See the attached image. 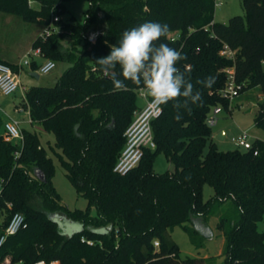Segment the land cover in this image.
<instances>
[{
  "label": "trees",
  "instance_id": "obj_1",
  "mask_svg": "<svg viewBox=\"0 0 264 264\" xmlns=\"http://www.w3.org/2000/svg\"><path fill=\"white\" fill-rule=\"evenodd\" d=\"M32 1L37 8L29 0H0V13L51 25L50 35L37 37L31 48L41 50L42 60L68 67L52 86L30 87L21 102L39 133L22 129V141L9 143L0 120V236L15 213L28 224L6 239L0 264H216L214 257L181 259L169 236L179 227L199 249L203 236L189 224L207 225L214 216L224 238L221 264H264V232L257 229L264 221V141L254 140L250 151L222 152L207 124L214 108L229 112L230 103L218 95L227 67L234 65L236 82L243 85L240 95L259 89L264 97V0H241L244 15L226 23L214 20V0H84L88 8L82 24L62 18L65 3L74 0ZM148 21L169 25L165 42L186 56L177 67L201 92L202 102L190 104V111L181 108L179 121L172 104L163 105L152 122L155 149H144L139 165L119 176L113 167L143 88L125 81V89L114 90L95 61L119 44L124 31ZM224 43L237 50L234 61L220 56ZM38 65L31 63V71ZM209 76L212 87L197 83ZM254 127L264 132V100ZM41 132L53 136L47 149ZM50 154L86 200L85 210L62 204ZM157 155L174 171L155 173ZM205 185L214 193L207 201ZM56 216L79 229L65 235Z\"/></svg>",
  "mask_w": 264,
  "mask_h": 264
},
{
  "label": "rangeland",
  "instance_id": "obj_2",
  "mask_svg": "<svg viewBox=\"0 0 264 264\" xmlns=\"http://www.w3.org/2000/svg\"><path fill=\"white\" fill-rule=\"evenodd\" d=\"M37 8L36 3L32 4ZM66 12L62 15L64 20L74 18L80 24L84 22L85 12L88 8V3L84 0H74L65 3ZM244 11L241 5V0H222L221 6L215 9L214 20L218 23H226L234 16H243ZM46 27L36 24H29L22 21L19 17L9 14L0 13V56L10 60L15 65L24 60V56L31 49L32 42L42 34ZM36 62V59H29V66H23L21 73V86L28 90L32 86H52L58 80L62 72L68 67L67 64H56V67L46 75H39V79L30 76L31 63ZM38 62V61H37ZM43 62V60H41ZM38 64H41L38 62ZM142 89L139 90L137 96L138 108L145 105L144 99L139 95ZM264 100L259 89H252L242 93L236 100L229 104V112L222 110L215 116L216 124L211 127L213 135L223 132L225 134L224 141H218L215 138L214 143L217 149L222 152L233 151L236 149L232 139L236 138L240 132L248 131L251 135L252 142L261 138L264 140V132L254 127V116L258 111V106ZM21 93L17 91L10 96H4L0 93V120L5 121L8 118L18 121L21 124V129L35 130L28 123V113L19 111L21 107ZM17 107V108H16ZM42 145L47 149V143L53 144V136L41 132L40 135ZM58 152V151H57ZM55 167V174L52 179L53 185L59 193L62 204L70 210H85L87 202L82 197L78 196L72 185L65 177V172L60 166L57 157L50 154ZM153 170L157 174L165 172H173L174 167L168 163L163 155H157L153 164ZM213 190L210 186L203 187V201L209 200L213 196ZM55 219L59 223L61 230L65 235H70L79 229V226L70 223L59 216ZM217 217H211L208 224L205 225L200 221H195L189 224L195 228L200 236H203V246L197 249L190 241L189 236L179 227L169 233L171 240L178 246L180 258H207L214 257L216 264H221L224 260L222 256L224 238L220 231L216 229ZM257 229L264 232V221L257 223ZM201 230V232L199 231Z\"/></svg>",
  "mask_w": 264,
  "mask_h": 264
},
{
  "label": "built area",
  "instance_id": "obj_3",
  "mask_svg": "<svg viewBox=\"0 0 264 264\" xmlns=\"http://www.w3.org/2000/svg\"><path fill=\"white\" fill-rule=\"evenodd\" d=\"M222 0H214V8H219L221 6ZM34 2L29 0V4L32 5ZM59 17H54V21H58ZM52 27L47 26L45 30L40 35L45 38L52 32ZM174 40V38H173ZM237 50L232 49L229 45L223 44L220 50V56L234 61L236 57ZM42 58L41 50L39 48L30 49L27 55L24 56V60L15 65V68L0 62V93L4 96H10L15 94L17 91L21 93L22 102L25 101V93L27 90L21 86V73L23 66H29V59ZM264 64V61L262 62ZM56 67V64L51 60H43L41 64L38 65L36 73L40 75H46L51 72ZM225 74V83L222 89L219 90L218 95L227 100L229 103L236 100L243 89V85L238 84L235 79V68L234 65L223 69ZM139 95L144 99L145 105L142 109L137 110L134 113V118L131 124L127 127L124 132L125 146L119 155L114 167L113 173L119 176H125L134 168H136L142 157L144 149H155V142L153 137L152 122L159 118L162 113V106H157L153 104L152 98L148 97L146 90L142 89ZM17 108V107H16ZM19 111H26L22 107H18ZM27 112V111H26ZM219 108H214L210 113L207 124L213 127L216 124L215 116L220 113ZM28 113V112H27ZM30 123V120L28 121ZM2 136L6 142L18 143L22 141V133L20 128V122L7 119L3 122L2 126ZM251 135L248 131H242L240 134L232 139L236 149L241 151H250L253 147V142L251 140ZM257 155V150L253 152ZM2 182H0V194L2 191ZM10 207V204H8ZM2 217L0 215V221ZM27 222L24 216L20 213L13 214L6 227L3 230V234L0 236V250L4 245L6 239L10 236H14L17 233L27 229ZM82 241H84L82 239ZM87 244L93 245L92 241H87ZM157 242L154 243V247H158ZM6 264H10L6 261ZM21 264V263H15ZM32 264H59L57 261L46 262L45 260H37Z\"/></svg>",
  "mask_w": 264,
  "mask_h": 264
},
{
  "label": "clouds",
  "instance_id": "obj_4",
  "mask_svg": "<svg viewBox=\"0 0 264 264\" xmlns=\"http://www.w3.org/2000/svg\"><path fill=\"white\" fill-rule=\"evenodd\" d=\"M169 31L168 24L152 21L132 27L124 31L119 44L113 45L110 53L97 59L95 64L112 81L114 90L125 89V81L141 86L158 107L171 103L176 110L174 118L179 121L182 119L180 109L190 111V104L202 102V94L194 91L190 79L177 67L186 56L165 42ZM214 82L211 76L197 81L205 88L212 87Z\"/></svg>",
  "mask_w": 264,
  "mask_h": 264
},
{
  "label": "crops",
  "instance_id": "obj_5",
  "mask_svg": "<svg viewBox=\"0 0 264 264\" xmlns=\"http://www.w3.org/2000/svg\"><path fill=\"white\" fill-rule=\"evenodd\" d=\"M12 16V15H11ZM36 25H38V24H36ZM42 33V32H41ZM40 36V33H39V35H38V37ZM0 60L1 61H4V62H7V63H9V64H12V65H15V63L13 62H11L10 60H8V59H6V58H3L2 56H0ZM41 60L42 59H38L37 61L39 62V63H42L41 62ZM31 71V70H30ZM31 73H34V74H36L37 75V78L36 77H34V76H32L31 75ZM31 73H30V76L31 77H33V78H35V79H39V75L36 73V72H32L31 71ZM144 106H142V107H140L139 109H142ZM28 121H29V118H28ZM3 122V121H2ZM29 123V122H28ZM21 124L22 123H20V127H21ZM22 130V129H21ZM221 133H223V132H220V133H217V134H215V135H213V138H215V136H217V135H220ZM214 140V139H213ZM225 140V134L223 133V137L221 138V140H218V141H224ZM255 140H261V141H264V140H262L261 138H257V139H255Z\"/></svg>",
  "mask_w": 264,
  "mask_h": 264
},
{
  "label": "water",
  "instance_id": "obj_6",
  "mask_svg": "<svg viewBox=\"0 0 264 264\" xmlns=\"http://www.w3.org/2000/svg\"><path fill=\"white\" fill-rule=\"evenodd\" d=\"M32 76L37 78V75L34 73H31ZM223 137V133H221L220 135L215 136L216 140H221V138ZM42 177V176H41ZM195 222V221H194ZM201 232V230H199Z\"/></svg>",
  "mask_w": 264,
  "mask_h": 264
}]
</instances>
